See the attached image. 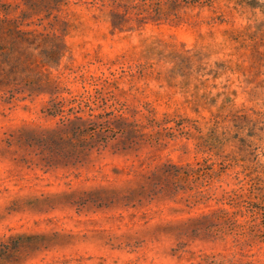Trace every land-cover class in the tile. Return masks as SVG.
Wrapping results in <instances>:
<instances>
[{
	"label": "rangeland",
	"instance_id": "rangeland-1",
	"mask_svg": "<svg viewBox=\"0 0 264 264\" xmlns=\"http://www.w3.org/2000/svg\"><path fill=\"white\" fill-rule=\"evenodd\" d=\"M165 1L22 19L68 26L1 75L0 264H233L241 243L264 264V236L196 219L240 188L264 204V0Z\"/></svg>",
	"mask_w": 264,
	"mask_h": 264
},
{
	"label": "trees",
	"instance_id": "trees-1",
	"mask_svg": "<svg viewBox=\"0 0 264 264\" xmlns=\"http://www.w3.org/2000/svg\"><path fill=\"white\" fill-rule=\"evenodd\" d=\"M24 3L29 4V9L31 11L27 13L22 11L21 15L9 17V8L0 4V14L3 12V16L0 15V83L2 72L7 75L13 71L14 66L10 60L20 59L22 56H29L32 49L41 48L45 42L51 38H55L57 30L65 32L68 22L64 19H59L57 15L54 16L53 21H49L47 25H43L41 30L34 29H23L22 19L30 16L31 14H37L41 9L40 5L49 10L48 15L51 14V10H59L60 5L64 0H22ZM104 1V0H101ZM103 3V2H102ZM172 10L180 6L181 4L189 5H201L204 3L202 0H166ZM151 4V3H150ZM147 4V5H150ZM155 7L157 11L161 10V2H155ZM111 17H118L122 14L111 11ZM176 15V13H174ZM21 18V19H20ZM111 24L115 26L113 20ZM57 25L61 26L58 29ZM5 62V64L3 63ZM6 65V66H5ZM4 76V75H2ZM253 188L250 187L247 192H243V189L232 190L231 192H224L223 198L227 200V203L238 207V209L231 214L224 208L212 209L210 213L201 215L200 218L204 221H208V224L203 227V230L207 233L223 234L228 232H233L235 228H239V234H245V228H248L249 234L253 239H260L264 236V204L262 201L258 200V197L253 194ZM252 194V197H251ZM253 198V199H252ZM239 213L240 215L248 214V220L243 223L237 224L235 216ZM222 219L224 222H222ZM260 219V222L258 221ZM194 220V219H193ZM262 227V228H261ZM196 232V231H195ZM238 234V233H237ZM241 249L238 250V256L236 262L233 264H259V259H257L256 253H245ZM250 257V259H247Z\"/></svg>",
	"mask_w": 264,
	"mask_h": 264
}]
</instances>
